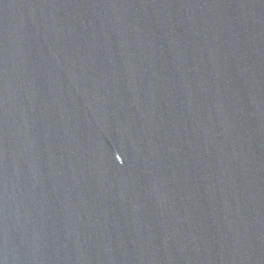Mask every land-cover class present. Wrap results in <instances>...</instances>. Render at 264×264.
<instances>
[{"label": "water", "instance_id": "95a60500", "mask_svg": "<svg viewBox=\"0 0 264 264\" xmlns=\"http://www.w3.org/2000/svg\"><path fill=\"white\" fill-rule=\"evenodd\" d=\"M0 264H264V0H0Z\"/></svg>", "mask_w": 264, "mask_h": 264}]
</instances>
